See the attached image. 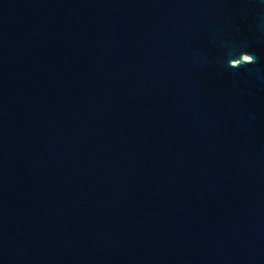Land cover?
I'll use <instances>...</instances> for the list:
<instances>
[{
    "label": "water",
    "instance_id": "1",
    "mask_svg": "<svg viewBox=\"0 0 264 264\" xmlns=\"http://www.w3.org/2000/svg\"><path fill=\"white\" fill-rule=\"evenodd\" d=\"M0 264H264V0H0Z\"/></svg>",
    "mask_w": 264,
    "mask_h": 264
}]
</instances>
